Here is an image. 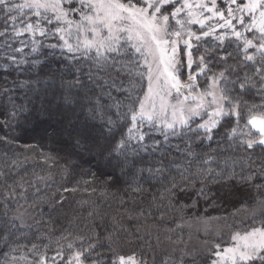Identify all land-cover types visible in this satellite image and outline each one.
Here are the masks:
<instances>
[{
  "label": "trees",
  "instance_id": "1",
  "mask_svg": "<svg viewBox=\"0 0 264 264\" xmlns=\"http://www.w3.org/2000/svg\"><path fill=\"white\" fill-rule=\"evenodd\" d=\"M9 34L0 37V264H23L29 258L34 264L35 254L54 255L60 249L65 255L89 244L97 247L85 263L120 264L114 258L127 252L138 264H180L181 257L183 264H212L207 253L188 257L164 249L162 233L171 229L177 240L178 224L193 216L264 205V146L248 149L240 143L242 135L229 139L235 116L222 122L211 139L201 131L183 130L167 141L151 134L162 148L141 153L137 169H156L163 160L162 171L140 173L112 151L131 124L124 114L133 95L121 87L131 88L133 78L124 73L117 78L112 70L97 75L95 64L72 59L50 42L37 53L13 51L18 46L11 27ZM236 42L226 40L233 64L244 56ZM9 54L22 62L11 63ZM110 57L123 62L129 56ZM247 71L251 75L254 68L249 65ZM257 91L243 96L249 107L261 104ZM116 101L121 102L119 114ZM76 107L80 113L73 111ZM240 112L243 129L248 108ZM109 117L115 122L111 131ZM249 176L250 181L240 179ZM256 217L255 222L264 221V215Z\"/></svg>",
  "mask_w": 264,
  "mask_h": 264
},
{
  "label": "snow or ice",
  "instance_id": "2",
  "mask_svg": "<svg viewBox=\"0 0 264 264\" xmlns=\"http://www.w3.org/2000/svg\"><path fill=\"white\" fill-rule=\"evenodd\" d=\"M71 2L72 0H68L69 4ZM222 2L226 5L224 9L217 6V0H136L135 3L133 0L127 2L80 0L81 5L88 8V12H84L82 7L81 20L73 21L68 18V14L76 9H65L64 0H23L22 3H16V0H0V14L4 17V30L0 31V37H9V27L14 33L11 38L24 33L35 36L37 32L45 36L50 31H55L61 33L60 39L64 41L59 47L66 48L69 53L82 52L83 55H89L95 50V55L89 58L95 61L97 75L99 72L112 70L117 73V78L122 71H127L129 75L134 72L141 78L146 76L147 90L142 96L131 100L127 106L128 111L124 114L130 120L131 126L112 151L123 156L122 163L128 165L130 169H136L140 173L147 171L151 174L153 171H162L163 160L159 161L161 167L156 169L151 167L137 169V165L143 163L141 153H148L150 150L155 153L162 148L163 142L153 139L150 130L160 131L164 141H167L169 135H178L177 125L188 127L195 117L207 116V119L198 124L196 129L189 128V131L203 130L206 138L211 139L213 131L222 126V122L235 116L236 125L227 133L229 139L242 135L244 138L240 143L246 145L248 149L264 146V111H260L264 109V0H222ZM165 6H173V10L167 12ZM24 9L34 15L36 18L34 23L28 18V14L24 13ZM49 12L53 13L52 17L47 15ZM41 17L47 24L55 20L57 23H65L68 27L47 29L41 26ZM170 17L175 21L176 28L170 26ZM233 20L236 21L235 24ZM74 23L78 32L75 44L65 38L66 35H71L70 29ZM192 25L200 26L199 34L192 31ZM237 25L243 31L237 30ZM205 28L206 31L203 30ZM217 29L228 31L217 34ZM81 32L84 33L82 40L79 36ZM245 32H254L253 37L249 39ZM229 35L243 45L241 51L244 56L237 64L228 63L232 53L227 52L224 41ZM122 40L124 43H121ZM128 42H133L131 48L143 60L144 72L138 70L140 67L138 64L133 69H129L128 65L124 64L117 68L116 65L120 61L108 55L119 53L121 50L126 51L125 45ZM57 46L50 45L53 48ZM249 49L254 51L249 52ZM32 51H37V48L33 47ZM213 57L223 64L218 71L210 67ZM71 58L76 59L75 56ZM7 59L11 63L22 62L17 61L16 56L11 54ZM130 63L134 64V62ZM249 65L254 68L251 75L247 71ZM181 69L188 71L185 82L179 79ZM241 70L243 75L240 74ZM209 73L211 75H208ZM200 76H205L210 83L203 91H196L199 88L197 79ZM233 76L235 78H232ZM253 77H258V82ZM92 78L90 70L89 79ZM79 83L77 78L75 84ZM72 86L69 84V88ZM134 87L135 84L126 89L129 97L132 96ZM253 88L258 89L257 94L261 96V104H252L249 107L243 96L252 92ZM173 90L177 97L175 104H171L167 99L172 96ZM120 105V101H116L114 105L118 114ZM242 106L248 108L249 116L243 129L239 124ZM169 109H171V119L168 118ZM91 111L94 110L90 109ZM107 124L108 130L111 131V126H114L115 122L109 117ZM145 125L148 130H145ZM244 129L248 130L244 131ZM161 155L163 156V152ZM240 179L250 181L252 177ZM4 215L6 216L7 213L5 212ZM233 240L237 241V244L224 249L226 254L224 258L230 261V264H264V228H253L243 235L237 233L233 236ZM35 247L33 245V248ZM96 247V244H89L82 251H74L68 264H72L73 260L75 264H84ZM69 248H72L71 244ZM216 255L219 257L221 253L217 252ZM120 262L137 264L134 257H128L127 260L120 257ZM38 264H46V258L41 256ZM93 264L96 262L94 261ZM180 264H183V257Z\"/></svg>",
  "mask_w": 264,
  "mask_h": 264
},
{
  "label": "rangeland",
  "instance_id": "3",
  "mask_svg": "<svg viewBox=\"0 0 264 264\" xmlns=\"http://www.w3.org/2000/svg\"><path fill=\"white\" fill-rule=\"evenodd\" d=\"M22 2L23 0H16V3H22ZM123 2H127V0H123ZM133 2L135 3L136 0H133ZM220 2H222V0H217V6L221 9H224L226 5L223 2L221 5ZM63 7L65 9H69V8L76 9V11L69 12L68 14L69 19L73 21L81 20V8L83 6L81 5L80 0H72L71 4L68 3V0H64ZM165 7H166L167 12H171L173 10V6H165ZM83 11L88 12V8L83 7ZM24 13L28 14V18L31 20V22L33 23L35 22L36 18L34 17L32 13L29 12V10L24 9ZM47 15L49 17H52L53 13L49 12ZM225 15H227L226 12H225ZM40 23L42 27H45L51 30H54L56 27H64V28L68 27L65 23L63 22L57 23L55 20H53L51 24H47V22L42 17L40 18ZM169 23L172 28L177 27V25L175 24V21H173L171 17H170ZM220 23H223V21H220ZM233 23L235 24L236 21L233 20ZM246 23H247V19H246ZM213 26H215V22H213ZM191 28H192V31L196 32L197 34H199V32L201 31V28L199 25H192ZM203 30L206 31L207 28ZM237 30L243 31V29H241L239 25H237ZM222 31H228V30L217 29V34H220ZM70 32H71V35L70 36L66 35L65 38L68 39L70 43L75 44L77 42V35H78L77 27L75 23L72 25ZM106 34L107 33L105 32V35ZM253 34L254 32H245V35L248 36L249 39L253 37ZM255 34L258 35V33H255ZM11 35L14 36L12 29H11ZM60 35L61 33H56L55 31H50L45 36H41L39 32H37L35 36H33L31 33H24L23 35L15 37V40H17V46H18L17 49H20L23 52H28V50H30L31 54L37 53V51L39 50V47L50 42V43H53L54 45H58L57 48H59L60 51H62L68 57H73V56L81 57V58H84V60H89L92 64H95V61L89 58L90 56L95 55V50H93L89 55H83L82 52L69 53L66 48L59 47V45H62L64 43V41L60 39ZM88 35L89 37H91L90 33H88ZM79 36H80V39L82 40L84 33L82 32L79 33ZM233 38L236 39L235 37H231L229 35L228 40L229 39L232 40ZM226 40L224 41V47L227 49ZM34 41H36L37 43H34ZM121 43H124V41L122 40ZM131 43L133 42H128L125 45V48L127 49L126 51L121 50L119 53H111L108 55L111 56L112 54H115L116 56H120L123 54H127V56H129L127 58V61L123 60V62H120L119 64H117L116 67L117 68L121 67V64H124V65H128L129 69H133L135 65L138 64L140 65L138 70L141 72H144L145 67L143 65V60L141 59L139 54L135 53L134 49L131 48ZM236 43L242 49L243 47L242 42L237 41ZM236 43L234 45V48H237ZM33 47H36L37 51L33 52L32 51ZM241 49H240V52H242ZM253 51L254 49H249V52H253ZM194 55H196V53H194ZM130 62H134V64ZM228 63L233 64V63H230V61H228ZM214 64L215 62L213 60V63L210 64V67H213L214 71H218L220 67H223L222 63H217L216 65ZM121 73H124L125 75L131 76L133 78V82L128 83V85L135 84V87L133 88V91H132L133 99H136L137 96H142L143 93L147 90L146 76L144 78H141L139 76H136L134 72L132 75H129L127 71H122ZM208 75H211V73H209ZM187 78H188V71L186 69H181L179 73V79L182 82H185L187 81ZM232 78H235V77L233 76ZM197 83L199 84V88H197L196 91H203L207 87V85L210 83V81L206 80L205 76H200L197 79ZM126 89L128 88L123 87V86L121 87V90L125 94L129 95ZM126 98L128 99V97ZM167 99L169 100L171 104H175L177 102V97H176L174 90L172 92V96H169ZM73 105L74 104H71V106ZM77 110H79V108L77 109V107L73 109V111L75 112ZM260 111H264V109H260ZM77 113H80V112L77 111ZM168 118L171 119V109L168 110ZM204 119H207V116L195 117L194 120L190 122L188 127H181L177 125L176 131L178 135L183 130L189 131V128H192V129L197 128V125L202 123ZM130 126L131 124L128 125V127ZM145 130H148L147 125H145ZM54 131L55 130H53V132ZM150 131H151V134H155L160 137L161 136L163 137L160 131H157L154 129ZM199 131L203 132V130H199ZM52 134L53 133H51V135ZM178 135H175V136H178ZM175 136L169 135L168 139L170 137H175ZM257 215H264V205L261 202L253 206L243 207L242 209L236 210L228 215L226 214V215H211V216H202V215L193 216L189 219L184 220L182 223L178 224V228L180 232H179V235H177V240H176V235H172L173 232H171L170 231L171 229H170V230H167L166 234L162 233V238H163V235L167 236L165 238V241H163L162 243H159L160 238H158L157 244L158 243L161 244L164 249L170 252H180L181 254L188 256V257L198 255L200 253L210 254L212 256L211 257L212 264H214V262L215 264H230V261L224 258L226 256V254L224 253V249L234 247L237 244V241L233 240V236L235 234L239 233L240 235H243L247 232H250L253 228H264V221L258 220L255 222L254 219L257 218L256 217ZM168 233L170 236L167 235ZM56 251L59 252V255L58 253H55L54 255L47 254V253L35 254V256H38V258L36 259V263L34 264H38V261L41 256H44L46 258V264H61L60 262L61 257L65 256L69 259L70 256L72 255V253L67 254V252L64 255L63 252L60 251V249ZM217 252H220L221 256L218 257L216 255ZM120 257H124L127 260L128 257H134V256H132L131 253H127V252L121 253L120 255L116 256L114 260L121 264ZM134 259L137 261V264H138V259L135 257ZM29 260L30 258L24 261L23 264H32L31 263L32 261H29ZM89 260H90L89 261L90 263L84 262V264H93L94 261L92 259H89ZM66 264H68V262H66ZM72 264H75L74 260L72 261Z\"/></svg>",
  "mask_w": 264,
  "mask_h": 264
}]
</instances>
